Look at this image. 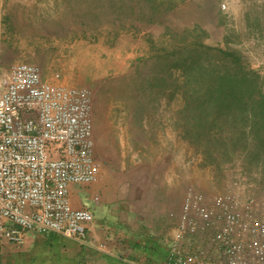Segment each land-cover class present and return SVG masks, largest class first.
<instances>
[{
  "label": "rangeland",
  "instance_id": "obj_1",
  "mask_svg": "<svg viewBox=\"0 0 264 264\" xmlns=\"http://www.w3.org/2000/svg\"><path fill=\"white\" fill-rule=\"evenodd\" d=\"M131 1L135 10L124 12L114 2L0 0V76L28 61L45 79L87 86L96 159L120 176L121 186L141 194L138 203L144 194L176 198L184 191L186 197L190 187L207 194L234 190L254 200L264 219V154L251 161L250 136L252 150L237 149L230 160L222 159L221 145L208 158L184 138L182 76L170 62L185 28L197 26L240 51L264 79V4L186 0L155 12L144 0Z\"/></svg>",
  "mask_w": 264,
  "mask_h": 264
},
{
  "label": "built area",
  "instance_id": "obj_2",
  "mask_svg": "<svg viewBox=\"0 0 264 264\" xmlns=\"http://www.w3.org/2000/svg\"><path fill=\"white\" fill-rule=\"evenodd\" d=\"M94 100L87 86L46 80L34 62L11 65L0 93V251L30 230L81 239L92 211L74 208L77 183L96 179ZM167 264H264V219L234 190H187Z\"/></svg>",
  "mask_w": 264,
  "mask_h": 264
},
{
  "label": "crops",
  "instance_id": "obj_3",
  "mask_svg": "<svg viewBox=\"0 0 264 264\" xmlns=\"http://www.w3.org/2000/svg\"><path fill=\"white\" fill-rule=\"evenodd\" d=\"M10 68L0 76V93L10 79ZM96 171L93 182L74 184L70 193L74 208L94 214L92 221L82 223L83 238L30 230L22 243L3 242L0 264H167L171 243L179 235L184 191L176 198L144 194L138 203L141 194L130 185L121 186L120 176L105 171L97 159Z\"/></svg>",
  "mask_w": 264,
  "mask_h": 264
},
{
  "label": "trees",
  "instance_id": "obj_4",
  "mask_svg": "<svg viewBox=\"0 0 264 264\" xmlns=\"http://www.w3.org/2000/svg\"><path fill=\"white\" fill-rule=\"evenodd\" d=\"M95 1L105 6L114 2L124 12L135 10L131 0H89ZM144 1L156 12L165 2L175 8L186 0ZM210 37V32L200 33L197 26L186 27L181 42L171 51L170 62L182 76L183 136L208 158L221 145L223 160H230L237 149L252 150L248 148L250 136L255 143L248 157L256 163L264 154V79L240 51Z\"/></svg>",
  "mask_w": 264,
  "mask_h": 264
}]
</instances>
